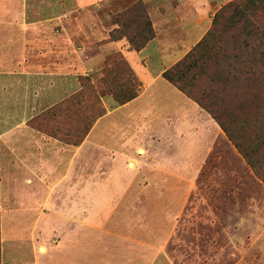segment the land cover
<instances>
[{
  "label": "rangeland",
  "instance_id": "374dc122",
  "mask_svg": "<svg viewBox=\"0 0 264 264\" xmlns=\"http://www.w3.org/2000/svg\"><path fill=\"white\" fill-rule=\"evenodd\" d=\"M136 1L145 5L153 30L144 47L156 38L160 13L168 9L169 16L170 7L195 8L197 2L0 0V130L25 125L70 146L68 153L77 160L76 177L53 184L61 186L60 194L26 200L21 215H6V203L0 223L33 224L34 229L19 233L38 240L37 251L58 264L79 262L86 249L93 264H264V155L256 153L254 169L197 103L199 109L186 118L144 119L134 115L148 101V92L120 108L114 100L111 87L131 82L123 65L109 71L115 60L129 61L121 50L102 55L101 49L120 40L131 49L125 35L111 40L110 32L120 26L116 17ZM207 1L212 3L210 25L189 50L224 4L245 0ZM229 13L219 21L225 23ZM247 14L264 32V8ZM24 33L44 39L43 64L34 69L26 65L28 56L5 53L23 47ZM124 33L143 30L130 23ZM68 44L78 51L76 64ZM51 47L53 53L47 51ZM90 58H99V64L83 68L79 62ZM169 59L152 52L148 63L157 70ZM226 101L233 100L226 96ZM259 101L264 103L263 94ZM226 117L243 123L235 112ZM66 167L62 163L59 169Z\"/></svg>",
  "mask_w": 264,
  "mask_h": 264
},
{
  "label": "crops",
  "instance_id": "0c3cea01",
  "mask_svg": "<svg viewBox=\"0 0 264 264\" xmlns=\"http://www.w3.org/2000/svg\"><path fill=\"white\" fill-rule=\"evenodd\" d=\"M193 1H197L195 8L191 6L179 9L170 7L169 16L172 15L171 18L165 15L168 9L166 13H160L161 19L155 26L156 38L140 51L127 48L124 40L103 43L102 55L111 49L125 53L132 71L140 82L138 95L120 105L119 108L134 103L148 92V101L141 110L139 109L140 111H134L133 114L139 111L134 115L135 118L139 115L144 119H153L157 116L182 119L188 117L190 110L199 109L196 102L162 76L165 66L168 64L170 66L184 56L195 42L194 40H198V37L208 28V23L210 25L211 1ZM68 6H72L70 2ZM28 34L24 33L22 36L23 47L15 49L10 47V50L5 49V53L28 56L26 65L34 69L43 64V58L39 56H44L46 48L42 37ZM68 41L71 43L70 39ZM70 45L67 46V48L72 47L68 55L72 54L73 63L76 64L78 51L74 44ZM47 51L53 53L54 48L51 47V50L48 48ZM152 52L161 55L163 60L170 58L169 63L153 70L148 63ZM99 62V58L96 60L90 58L81 60L79 63L85 69H93ZM144 125L148 124L144 123ZM43 136L22 124L0 130V216L4 212L3 207L6 203L10 205L8 211H5L6 215L24 214L26 200L32 198L31 200L38 201L46 199L48 195L52 197L54 194H60L61 186L54 189L53 184H65L76 177L77 160L75 154L68 153L70 146H62L59 142ZM62 163L67 166L64 171L59 169ZM71 167L74 168L72 171ZM46 183L52 184L51 188L46 186ZM13 201H16L15 207L12 206ZM32 229H34L33 224L16 221H6L2 226L1 220L0 264H58L55 260H46L45 256L37 251L38 240L34 242L25 238L27 235L19 233ZM88 246L89 243L86 242L85 247ZM93 259L91 250L86 249L83 259L79 262L76 259L74 261L63 260V262L64 264L68 262L69 264H93Z\"/></svg>",
  "mask_w": 264,
  "mask_h": 264
},
{
  "label": "trees",
  "instance_id": "16d2710c",
  "mask_svg": "<svg viewBox=\"0 0 264 264\" xmlns=\"http://www.w3.org/2000/svg\"><path fill=\"white\" fill-rule=\"evenodd\" d=\"M263 5L264 0L224 4L205 36L183 58L162 72L168 82L213 116L254 169L258 163L256 153L264 155V103L259 101V95H264V47L259 48L264 45V32L248 19L247 12L264 8ZM227 11L230 12L228 19L220 22ZM116 18L120 26L110 32L111 40L125 35L129 47L139 51L153 37L151 21L141 1L131 3ZM244 21L246 25H242ZM130 23H135L143 33L125 34L124 27ZM119 65L125 67L131 82L111 87L116 104L122 105L138 95L140 84L124 59L115 60L109 72ZM226 96L233 101H226ZM226 112L241 115L243 123L226 117ZM246 128L252 135L247 136ZM260 175L264 178V174Z\"/></svg>",
  "mask_w": 264,
  "mask_h": 264
}]
</instances>
